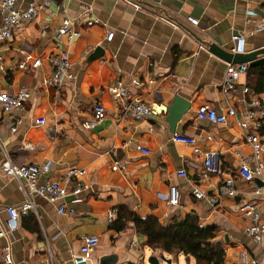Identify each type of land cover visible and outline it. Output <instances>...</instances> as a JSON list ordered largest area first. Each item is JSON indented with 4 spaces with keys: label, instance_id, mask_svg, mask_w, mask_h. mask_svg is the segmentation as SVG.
Listing matches in <instances>:
<instances>
[{
    "label": "crops",
    "instance_id": "obj_1",
    "mask_svg": "<svg viewBox=\"0 0 264 264\" xmlns=\"http://www.w3.org/2000/svg\"><path fill=\"white\" fill-rule=\"evenodd\" d=\"M31 1L41 6L39 16L17 27L0 50L7 66L27 55L30 62L39 57L41 65L0 72L1 99H12L22 85L32 93L15 133L9 130L14 119L0 106V138L15 163L41 164L52 159L53 167L45 176L50 180L63 178L72 167L84 168L82 181L90 187L78 195L79 200L73 201L72 195L66 198L75 209L71 215L59 214L57 204L34 195L35 209L0 239V264H7L1 249L8 243L12 264H75L72 257L87 234L97 235L100 242L86 264H144L147 251L155 253L146 238L132 224L121 232L110 228L119 206L140 217L152 215L167 225L196 216L202 226L217 227L215 241L225 251L223 264H235L244 250L264 264L263 246L246 235V220L239 211L240 204L250 202L264 218V182H249L238 175L241 159L251 154L239 121L248 122L246 130L258 132L264 140V129H256L247 116L252 97L264 104V64L249 63L234 90L222 89L227 64L236 62L233 33L246 34L243 54L264 48V29H257L264 23V0H18V5L24 8ZM84 4L92 6L98 22L75 24L80 35L73 40L66 35L57 39L64 16H80ZM248 9L256 12L250 19ZM188 16L199 19L198 24H191ZM108 31H114L111 41L106 40ZM61 49L69 52L75 77L55 89L43 80L52 70L47 56ZM133 77L144 82L134 91L153 107L148 121L136 122L123 115L108 90L117 80L129 85ZM243 86L250 92L244 94ZM177 95L190 107L172 129L167 117ZM96 102L105 106L107 114L96 127L84 128L82 123L91 117V105ZM202 104L219 113L232 106L236 113L224 124L211 123L196 117ZM39 117L46 122L36 123ZM182 137H194L203 152L218 151L222 172L201 176L204 156L194 153L191 144L179 140ZM27 143L32 148L24 147ZM138 144L149 153L137 150ZM2 159L0 152V219L5 221V207L23 202L25 193L1 169ZM116 160L124 168L113 169ZM181 169L186 176L177 175ZM228 176L234 177L235 197H223L211 205L193 195L195 187L208 195L216 193ZM171 186L179 191L174 207L167 202ZM256 186L263 187L260 195L254 193ZM160 252L172 257L171 263L182 254ZM184 257L187 264L189 257L196 264L192 256Z\"/></svg>",
    "mask_w": 264,
    "mask_h": 264
},
{
    "label": "built area",
    "instance_id": "obj_2",
    "mask_svg": "<svg viewBox=\"0 0 264 264\" xmlns=\"http://www.w3.org/2000/svg\"><path fill=\"white\" fill-rule=\"evenodd\" d=\"M82 7L80 16L76 18H71L67 15L64 16L61 25L56 31L57 39L66 35L69 40H73L80 35V32L73 27L75 24L92 26L94 23L98 22V19L92 16V6L90 4H84ZM40 9L41 6L35 1L29 2L26 7L21 8L18 5V0H0V14L2 16V21L0 23V44L6 42L13 35L14 30L23 22L35 20L39 16ZM64 10L65 7L63 11ZM246 13L249 19L256 15V12L252 9H248ZM187 20L194 25H197L199 22V19L192 16H188ZM257 29H264V23H259ZM113 36L114 31H108L106 40L111 41ZM231 39L233 42V53H245L246 34L244 32H235L232 34ZM29 58L30 56L27 55L21 62L7 66L0 50V72L6 73L8 71H16L17 69L37 68L41 65V59L39 57L33 59L31 62ZM47 61L51 65L52 70L43 80L46 85L55 89H61L67 81L74 79L75 74L72 70L73 64L67 50L61 49L56 53L48 55ZM248 67L249 62H229L222 81V89L227 92L234 90L236 86L239 85L240 77L247 73ZM142 86H144V82L137 77H133L129 85L125 84L122 80H117L108 87L121 113L131 117L136 122L148 121L149 117L153 114L152 105L134 91V89L137 90ZM242 92L244 94L250 92L249 87L243 86ZM31 95V90L27 86L22 85L12 99L3 100L0 98V106L7 109L9 116L14 119V124L9 129L11 133H15L18 126L21 124L22 116L20 112L24 108V103ZM249 105V110L247 111L248 119L253 123L256 129H264V104L258 97H252ZM235 113L236 109L232 106L228 107L226 111L219 113L208 104H202L196 111V117L198 119H206L211 123L224 124L231 117H234ZM106 114L107 110L102 103H93L91 105V117L83 121L82 126L87 129L94 128L104 119ZM45 122V117L36 119V123L38 124H44ZM248 124L249 123L246 121H239V126L243 131L242 136L245 143L250 147L251 154L247 158L241 159L238 175L249 182L255 179H260L264 182V140L258 132H248L246 130ZM152 128L153 127H151V129ZM208 138L211 139L212 136L209 135ZM179 140L191 144L194 153L203 154L204 171L200 173L201 176H207V173L219 174L222 172L217 162L219 156L218 151H201L194 137H182ZM24 147L32 148V145L27 143ZM136 148L142 153H149V149L143 144H138ZM0 152L3 154L1 169L6 175L15 178L20 188L25 193V200L23 202L5 207L7 219L5 221L0 219V239L17 227L21 217L27 216L31 210L35 209L34 195H38L57 204L56 210L59 214L71 215L75 212V209L68 202H65L66 198L72 195L74 196L73 201L79 200L78 195L90 187L88 183L82 181V177L87 173L84 168L72 167L68 169L63 178L50 180L45 176L50 173L53 167L52 159H47L41 164L15 163L11 159L1 138ZM112 168L116 170L124 167L119 160H116ZM186 174L184 169L177 172V175L181 177L186 176ZM43 176L45 178L41 179ZM262 191V186H256L254 193L260 195ZM192 193L197 199H206L211 205H216L223 197H235L237 189L234 177L228 176L221 182L217 192L214 194L208 195L199 187H195ZM167 202L171 207L179 203V191L176 186L170 187ZM239 211L246 220L244 232L256 244L262 245L264 249V218L261 213L257 210L256 206L250 202H243L240 204ZM80 240L81 244L79 251L73 255L72 261L75 264H86L90 261L93 252L99 245L100 239L97 235L87 234L83 235ZM1 250V259L7 264H12L13 257L11 245L8 243L4 245ZM259 262L258 258L251 257L249 253L244 250L240 253L239 259L235 264H259Z\"/></svg>",
    "mask_w": 264,
    "mask_h": 264
},
{
    "label": "trees",
    "instance_id": "obj_3",
    "mask_svg": "<svg viewBox=\"0 0 264 264\" xmlns=\"http://www.w3.org/2000/svg\"><path fill=\"white\" fill-rule=\"evenodd\" d=\"M116 210L117 218L110 224L111 229L121 232L132 224L154 250L192 256L196 264H223L225 251L222 244L215 241L216 226H201L198 217L193 215L167 225L152 215L140 217L123 206Z\"/></svg>",
    "mask_w": 264,
    "mask_h": 264
},
{
    "label": "water",
    "instance_id": "obj_4",
    "mask_svg": "<svg viewBox=\"0 0 264 264\" xmlns=\"http://www.w3.org/2000/svg\"><path fill=\"white\" fill-rule=\"evenodd\" d=\"M100 48L97 49L99 51ZM97 53V52H96ZM236 57L233 59L236 62H246L248 61L251 66L255 64H264V48L251 51L246 54H236ZM190 107L189 101L177 95L171 106L169 107L167 120L173 129L176 122L180 119L181 115L186 112ZM161 259L170 263L171 260L167 259L164 255L161 256ZM150 264H160L159 258L152 255L149 258Z\"/></svg>",
    "mask_w": 264,
    "mask_h": 264
},
{
    "label": "rangeland",
    "instance_id": "obj_5",
    "mask_svg": "<svg viewBox=\"0 0 264 264\" xmlns=\"http://www.w3.org/2000/svg\"><path fill=\"white\" fill-rule=\"evenodd\" d=\"M154 252H155V253H153L151 250H150V251H147V253H146V258H145V260H144V264H150L148 258H149L150 255H152V253H153L155 256H157V257L159 258L160 264H187L186 258L184 257L183 254L179 255L178 258L175 257V258L172 260V263H171V262L168 263V262H166L165 260L161 259L162 254H161L160 251H158V250H154ZM163 255H165V254H163ZM167 255H168V254H167ZM166 258H167V259H170V258L172 259V257H168V256H167ZM188 264H194V263H193V259H192L191 257H189V263H188Z\"/></svg>",
    "mask_w": 264,
    "mask_h": 264
}]
</instances>
